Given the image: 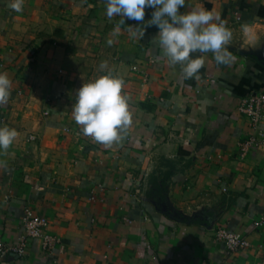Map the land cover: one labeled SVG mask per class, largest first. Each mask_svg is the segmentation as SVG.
<instances>
[{
	"label": "crops",
	"instance_id": "1",
	"mask_svg": "<svg viewBox=\"0 0 264 264\" xmlns=\"http://www.w3.org/2000/svg\"><path fill=\"white\" fill-rule=\"evenodd\" d=\"M15 2L0 0V72L12 81L0 127L18 132L0 152V244L19 243L30 207L64 249L49 255L32 244L22 257L0 253V264H264V226L255 227L264 216V122L255 132L239 111L241 98L264 91V63L247 52L264 37V0H186L180 12L219 13L234 57L218 64L203 54L189 79L163 57L152 7L113 37L122 18L109 20L104 0H24L19 12ZM105 60L125 80L131 113L107 146L71 115L76 90L107 73ZM253 134L262 145L242 156ZM164 177L167 196L152 195ZM220 227L250 247L226 253L214 239Z\"/></svg>",
	"mask_w": 264,
	"mask_h": 264
},
{
	"label": "clouds",
	"instance_id": "2",
	"mask_svg": "<svg viewBox=\"0 0 264 264\" xmlns=\"http://www.w3.org/2000/svg\"><path fill=\"white\" fill-rule=\"evenodd\" d=\"M24 0H16L13 8L22 10ZM106 15L111 20L114 16L122 19L113 28L111 35L118 36L120 24L125 18L143 21L145 8L154 9L150 25L159 29L158 42L163 57L170 65L180 64L184 78H195L204 65V55L212 53L218 64H227L234 57L227 49L232 38V30L226 26L219 13L204 7H191L186 12L179 9L186 0H104ZM137 27L128 26L131 37L142 38L144 31L137 32ZM247 33L249 27L244 26ZM109 38L107 44H114ZM199 53L200 55H194ZM107 73L97 75L95 79L82 83L76 90L75 102L71 115L80 131L91 136L95 141L106 146L121 138L124 130L131 123L129 97L122 93L125 80L120 75H113L108 61L99 64V71ZM12 81L6 72H0V105L6 104L11 95ZM18 132L8 126L0 127V152L7 151L14 142Z\"/></svg>",
	"mask_w": 264,
	"mask_h": 264
},
{
	"label": "built area",
	"instance_id": "3",
	"mask_svg": "<svg viewBox=\"0 0 264 264\" xmlns=\"http://www.w3.org/2000/svg\"><path fill=\"white\" fill-rule=\"evenodd\" d=\"M239 111L249 120L256 132L260 124L264 122V91L251 92L241 98ZM34 139V136H30V140ZM261 145L260 138L253 134L242 145V156L252 149H258ZM49 226L48 218L35 214L30 207L26 208L23 217L24 234L19 239V243L9 247L0 244V253L5 254L10 251L16 257H22L27 254L32 244H40L42 251L49 255L54 254L57 249H64L62 240L49 232ZM263 226L264 216H261L255 221V227L261 228ZM214 239L229 254L240 253L250 247V242L246 237L227 227L218 228L215 231Z\"/></svg>",
	"mask_w": 264,
	"mask_h": 264
},
{
	"label": "rangeland",
	"instance_id": "4",
	"mask_svg": "<svg viewBox=\"0 0 264 264\" xmlns=\"http://www.w3.org/2000/svg\"><path fill=\"white\" fill-rule=\"evenodd\" d=\"M247 52L250 56H253L254 58L257 59V61H261L264 63V37H262L260 39V41H258L254 46H250L247 49ZM157 183V178L156 181H152ZM161 182H163L162 186H155V189L151 191V194L154 196H161V197H166L168 193V182L165 181V177L163 178V180H161Z\"/></svg>",
	"mask_w": 264,
	"mask_h": 264
}]
</instances>
